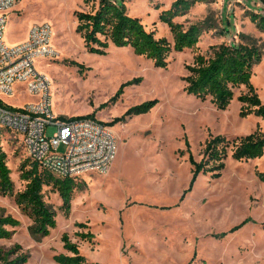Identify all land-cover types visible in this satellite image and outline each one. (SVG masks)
I'll list each match as a JSON object with an SVG mask.
<instances>
[{
  "label": "rangeland",
  "instance_id": "374dc122",
  "mask_svg": "<svg viewBox=\"0 0 264 264\" xmlns=\"http://www.w3.org/2000/svg\"><path fill=\"white\" fill-rule=\"evenodd\" d=\"M175 1L124 3L130 15L173 45V33L160 15ZM90 10L92 5L86 6L83 0H23L10 15L5 39L14 45L33 23L53 26L60 56L37 61L38 70L52 81L53 110L67 118L94 114L115 123L110 126L118 140L116 158L107 174L84 175L77 182L84 189L75 192L69 217L60 211L62 199L57 190L44 186L46 202L57 211V224L40 239L30 234L32 220L15 196L0 194V215L20 221L15 234L0 239V245L6 249L21 245L30 256L26 264H58L54 255H70L64 249V234L78 244L88 261L97 264H264V184L258 175L264 172V154L238 161L230 147L221 176L200 174L192 187L189 160L190 154L197 161L202 159L211 134L233 140L257 129L264 132V117L241 115L238 96L246 92L244 87L235 90L226 110H219L210 100L189 95L183 80L186 66L197 54L210 55L212 45L239 41L240 33L263 43L264 33L249 13L263 15L264 0H204L175 17L184 29L201 24L204 30L195 48L170 54L167 68L156 67L129 46L111 44L105 55L88 52L76 30L75 12ZM135 78L141 81L126 87L111 103L121 84ZM251 80L264 103V56ZM23 96L8 101L19 105L34 100ZM151 100L157 103L149 112L128 114ZM5 133L9 135L8 130ZM3 146L16 194L27 184L22 166L29 170L34 163L19 143H9L5 137ZM65 150V145L59 149ZM78 223L87 228H79ZM88 231L95 235L92 242L78 235Z\"/></svg>",
  "mask_w": 264,
  "mask_h": 264
},
{
  "label": "trees",
  "instance_id": "16d2710c",
  "mask_svg": "<svg viewBox=\"0 0 264 264\" xmlns=\"http://www.w3.org/2000/svg\"><path fill=\"white\" fill-rule=\"evenodd\" d=\"M97 1L98 4L95 6ZM202 1L204 0H176L169 9L161 13V21L167 23L173 33V45L167 38H157L155 32L148 30L139 17L130 15L124 0H83L86 6L92 5V10L75 12L78 20L76 30L90 53L105 55L111 44L118 47L129 46L136 54L152 60L156 67L167 68L170 54L173 51L181 52L187 48H195L204 30L201 24H193L184 29L182 24L174 21V18L185 15L197 2ZM249 17L264 33V14L252 12L249 13ZM225 30V33H228L227 27ZM210 50V55L197 54L194 62L186 66L188 73L183 77L185 91L202 101L210 100L219 110H226L235 98V90L244 87L246 92L238 96V100L242 103L241 115L254 113L264 117V103L251 80L256 65L263 59L264 42L260 43L249 34L240 33L239 41L212 45ZM73 64L83 67L77 62ZM140 81L141 78H135L121 84L110 102H115L126 87ZM156 103L157 100L144 102L131 108L128 114L147 113ZM87 116L94 117V114ZM60 118L70 119L63 116ZM71 118H80V116ZM124 118L125 116L117 121ZM230 147L235 160L248 161L260 158L264 154V132L257 129L251 134L233 140L224 135L211 134L201 151L200 161L195 160L190 154L189 160L193 172L190 187L200 174L211 173L213 177L219 178L226 166L225 161ZM33 163V167L29 170H25L22 166L21 176L27 184L23 191L15 194V184L11 177L12 171L7 164V155L1 152L0 194L15 196L17 205L32 220L30 234L40 239L49 235L57 224V211L46 202L44 186H52L57 190L62 199L60 211L66 217L71 214L75 192L84 189V186L72 179H56L52 174L42 170L37 163ZM258 175L264 184V172H259ZM18 226H20L18 219L11 215H0V239H10ZM77 226L87 228L85 223H78ZM78 235L89 242L95 238L91 231L81 232ZM62 241L64 249L71 254L54 255V260L58 264H97L88 261L80 252L78 244L72 242L68 234H64ZM29 257L19 244L11 249L0 245V264H26Z\"/></svg>",
  "mask_w": 264,
  "mask_h": 264
},
{
  "label": "built area",
  "instance_id": "2783aa9c",
  "mask_svg": "<svg viewBox=\"0 0 264 264\" xmlns=\"http://www.w3.org/2000/svg\"><path fill=\"white\" fill-rule=\"evenodd\" d=\"M22 1L0 0V153L6 152V137L9 143H19L33 162L56 179L80 181L84 175L107 174L118 150L112 127L93 116L60 118L53 110L52 81L37 68L38 60L60 56L53 26L33 23L23 41L6 42L10 12ZM18 95L34 100L19 105L8 101ZM62 145L64 152L59 151Z\"/></svg>",
  "mask_w": 264,
  "mask_h": 264
},
{
  "label": "crops",
  "instance_id": "0c3cea01",
  "mask_svg": "<svg viewBox=\"0 0 264 264\" xmlns=\"http://www.w3.org/2000/svg\"><path fill=\"white\" fill-rule=\"evenodd\" d=\"M19 5H20V4H19ZM19 5H17L15 8H13V9L11 10L10 15H11V13H12L13 10H16V9H17V7H18ZM28 29H29V28H28ZM27 33H28V30H27V32H26V35H25L24 39L26 38ZM24 39H23V40H24ZM23 40H21V41H23ZM17 43H18V42H17ZM15 44H16V43H15Z\"/></svg>",
  "mask_w": 264,
  "mask_h": 264
}]
</instances>
